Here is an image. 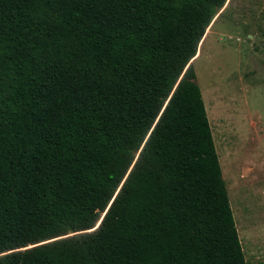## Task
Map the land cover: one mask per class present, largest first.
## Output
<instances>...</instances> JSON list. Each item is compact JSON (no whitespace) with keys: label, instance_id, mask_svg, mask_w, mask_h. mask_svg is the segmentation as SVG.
I'll use <instances>...</instances> for the list:
<instances>
[{"label":"trees","instance_id":"obj_1","mask_svg":"<svg viewBox=\"0 0 264 264\" xmlns=\"http://www.w3.org/2000/svg\"><path fill=\"white\" fill-rule=\"evenodd\" d=\"M226 0H0V264H246L192 60Z\"/></svg>","mask_w":264,"mask_h":264},{"label":"rangeland","instance_id":"obj_2","mask_svg":"<svg viewBox=\"0 0 264 264\" xmlns=\"http://www.w3.org/2000/svg\"><path fill=\"white\" fill-rule=\"evenodd\" d=\"M205 34L201 52L191 62L195 81L209 115L217 93L229 85L243 124L251 130L248 152L239 163L228 162L221 146L219 162L223 180L236 182L226 187L246 264H264V0H226Z\"/></svg>","mask_w":264,"mask_h":264},{"label":"crops","instance_id":"obj_3","mask_svg":"<svg viewBox=\"0 0 264 264\" xmlns=\"http://www.w3.org/2000/svg\"><path fill=\"white\" fill-rule=\"evenodd\" d=\"M228 86L229 85H227L226 86L227 88H225L223 91L220 90V92L217 93L215 97L216 100L214 99L215 101L213 102L215 106L211 111L210 115L208 114V109L207 108L205 109L207 111L206 114L208 115L210 120L209 124L212 132V137L214 138L213 139L214 145L216 146L215 149L218 151L217 154L218 160L220 157L219 146H221L222 152L225 155V158L226 160H228V162L231 161L238 162L242 153L247 154L248 152V150L246 151V146H247L246 143L249 140H251V137L249 136L251 130H248L246 126L243 124L246 122L244 120L243 115L240 116V113H242L241 106L240 104L235 103L237 99H235L234 95L231 94V92L228 89ZM236 114H238V116ZM211 115L213 116V121L211 119ZM234 127L238 132V137H240V139H237L236 141H234ZM216 133L217 135H215ZM218 138L220 142L218 141ZM250 151H253L252 145ZM244 160L250 162V164H253L254 162L249 158L248 159L243 158L242 161ZM221 163L219 162V164ZM238 163H234V165ZM228 179L229 178L224 180L225 186H228V188L234 187L236 185L235 180L233 182L230 179L228 181Z\"/></svg>","mask_w":264,"mask_h":264},{"label":"bare ground","instance_id":"obj_4","mask_svg":"<svg viewBox=\"0 0 264 264\" xmlns=\"http://www.w3.org/2000/svg\"><path fill=\"white\" fill-rule=\"evenodd\" d=\"M204 40H205V39L203 38V41H204ZM203 41H202V42H203ZM202 42H201V45H200V46H202ZM199 52H201V51H200V48H199ZM200 55H201V54H200ZM198 56H199V53L196 55L195 59L198 58Z\"/></svg>","mask_w":264,"mask_h":264}]
</instances>
